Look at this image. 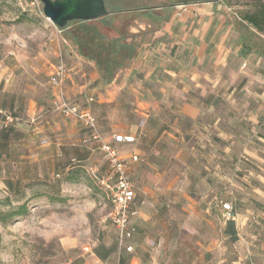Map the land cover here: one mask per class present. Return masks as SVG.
Masks as SVG:
<instances>
[{"label": "crops", "instance_id": "1", "mask_svg": "<svg viewBox=\"0 0 264 264\" xmlns=\"http://www.w3.org/2000/svg\"><path fill=\"white\" fill-rule=\"evenodd\" d=\"M189 7L196 18L144 21L135 56L107 84L70 40L75 72L64 94L92 110L108 140L125 136L117 147L137 214L133 252L119 247L114 227L66 264H224L226 240L238 242L234 264H264V80L256 53H241V36L233 44L225 21L201 17L209 5ZM56 66L48 93L31 88L24 98L0 83V137L8 125L17 132L9 170L18 175L3 183L17 203L30 200L31 178L59 169L69 153L99 175L108 168L103 152L83 144L82 125L57 110Z\"/></svg>", "mask_w": 264, "mask_h": 264}, {"label": "rangeland", "instance_id": "2", "mask_svg": "<svg viewBox=\"0 0 264 264\" xmlns=\"http://www.w3.org/2000/svg\"><path fill=\"white\" fill-rule=\"evenodd\" d=\"M37 1L0 0V83L17 85L24 98L31 96V88L48 93L54 66L61 59L69 63L65 53L72 49L66 35L71 27L62 29L48 20L42 1ZM261 3L264 0H106L108 8L118 12L108 16L110 26L100 19L95 22L109 37L127 35L136 40L145 35L139 26L151 16L159 21L189 20L197 17L189 5H209L212 13L197 14L225 21V35L235 44L240 36L251 38L243 16ZM255 40L264 50V35L257 33ZM258 56L255 54V70L260 83L261 78L264 80V57L257 63ZM10 128L5 127L9 131L0 137V264H66L79 252L90 250L101 230L113 233L109 195L94 170L72 159L73 153L66 156L64 164L59 163L57 170L49 164L46 177L31 178L27 186L29 201L15 202L3 183L18 175L17 170H9L13 161L9 150L15 146L17 134ZM237 244L225 241L228 249L224 264H234L232 259L239 253Z\"/></svg>", "mask_w": 264, "mask_h": 264}, {"label": "built area", "instance_id": "3", "mask_svg": "<svg viewBox=\"0 0 264 264\" xmlns=\"http://www.w3.org/2000/svg\"><path fill=\"white\" fill-rule=\"evenodd\" d=\"M35 1L39 3V1ZM73 71L75 72V69L61 59L50 78V84L60 90L57 110L63 116L74 118L82 125L85 130L82 140L84 145L103 152L108 168L103 175H99L98 170H94L95 177L109 195L112 206L109 218L118 232L119 247L133 252L134 247L129 241L136 231L133 218L137 211L132 208L136 197L135 186L129 175V162L120 154L117 147L126 138L122 134L113 133L112 139L108 140L102 133L97 117L92 110L70 101L65 96L64 83ZM93 100L94 98L91 97L88 101L92 102ZM7 121H11V116H7ZM133 160H137V156H134ZM224 208L230 216L232 205L225 203Z\"/></svg>", "mask_w": 264, "mask_h": 264}, {"label": "trees", "instance_id": "4", "mask_svg": "<svg viewBox=\"0 0 264 264\" xmlns=\"http://www.w3.org/2000/svg\"><path fill=\"white\" fill-rule=\"evenodd\" d=\"M188 3L184 2V4ZM150 20L158 22L161 19L151 16ZM95 21H71L67 25L71 29L66 35L77 46L78 53L83 58L95 62L103 82L107 84L114 79L116 72L125 67L135 56L138 45L127 35L109 37L101 31ZM99 21L105 26H110L108 16ZM242 21L245 27L251 30V38L241 36V53L247 55L254 52L264 56V50L259 49L261 42L255 40L257 33L264 35V3L257 6L254 12L244 14Z\"/></svg>", "mask_w": 264, "mask_h": 264}, {"label": "water", "instance_id": "5", "mask_svg": "<svg viewBox=\"0 0 264 264\" xmlns=\"http://www.w3.org/2000/svg\"><path fill=\"white\" fill-rule=\"evenodd\" d=\"M44 15L56 26L66 28L71 21H94L116 13L106 0H41Z\"/></svg>", "mask_w": 264, "mask_h": 264}, {"label": "flooded vegetation", "instance_id": "6", "mask_svg": "<svg viewBox=\"0 0 264 264\" xmlns=\"http://www.w3.org/2000/svg\"><path fill=\"white\" fill-rule=\"evenodd\" d=\"M107 7H108V4H107ZM109 10H111L110 8H108ZM111 11H115V12H118L117 10H111Z\"/></svg>", "mask_w": 264, "mask_h": 264}]
</instances>
